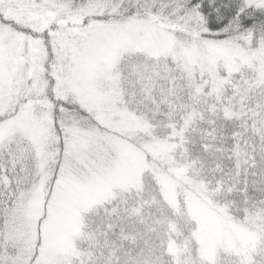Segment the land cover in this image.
I'll list each match as a JSON object with an SVG mask.
<instances>
[{
	"label": "snow or ice",
	"instance_id": "1",
	"mask_svg": "<svg viewBox=\"0 0 264 264\" xmlns=\"http://www.w3.org/2000/svg\"><path fill=\"white\" fill-rule=\"evenodd\" d=\"M0 264H264V0H0Z\"/></svg>",
	"mask_w": 264,
	"mask_h": 264
}]
</instances>
